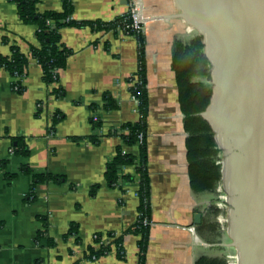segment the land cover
Segmentation results:
<instances>
[{"label":"crops","instance_id":"crops-1","mask_svg":"<svg viewBox=\"0 0 264 264\" xmlns=\"http://www.w3.org/2000/svg\"><path fill=\"white\" fill-rule=\"evenodd\" d=\"M142 1L152 207L146 264H196L202 257H214L207 255V244L216 243L206 228L216 223L205 215L207 193L197 194L191 187L189 134L172 62L175 40L185 41V25L175 20V1ZM72 2V18L79 23H110L126 15L130 4ZM37 9L61 13L63 0H39ZM36 32L35 26L19 20L15 4L0 0V55L9 56L11 46H17L30 61L23 94L15 92L16 80L0 69V264H139L140 238L127 234L139 218L136 170L125 169L135 182L122 188L109 187L105 179L107 165L121 145L120 137L110 133L140 120L130 93L139 67V42L118 31L65 28L62 44L72 55L59 72V83L47 86L41 67L30 56L31 47L38 46ZM59 87L65 92L61 99L53 95ZM106 94L117 102V110L103 109ZM93 106L100 109L94 113ZM56 116L60 121L54 125ZM93 117L100 119L98 132ZM15 139L24 141L28 158L15 156ZM128 152L138 156L139 148ZM23 166L33 174H23ZM9 174L16 177L9 181ZM45 174L61 182L36 183L34 175ZM197 214L202 215L201 225L194 222ZM72 226L77 227L78 242L69 236ZM110 235L122 238L123 256L113 247L106 256L90 259L94 238L108 243Z\"/></svg>","mask_w":264,"mask_h":264},{"label":"trees","instance_id":"trees-1","mask_svg":"<svg viewBox=\"0 0 264 264\" xmlns=\"http://www.w3.org/2000/svg\"><path fill=\"white\" fill-rule=\"evenodd\" d=\"M17 7L19 20L26 25L35 26L37 29L36 39L38 46L31 47L30 56L37 61L42 70V80L47 86L59 83V72L67 68V63L72 52L62 44L61 31L65 28L89 27L97 32L117 31L116 29L124 21L120 17L113 22H76L72 16L74 5L72 0H63V12L40 13L37 9L39 0H9ZM139 39V71L138 78L141 83L130 89L131 95L139 101L140 120L138 123H128L113 131L110 135L120 137L121 145L117 149L116 156L108 163L105 179L111 188H122L135 182V178L125 174V169L134 167L138 177L139 197V218L137 223L127 231L140 238L139 264H146L147 251L149 246L150 229L152 224L151 207V183L148 172V118H149V94L147 89V64L145 55V39L141 35ZM6 38L4 39V41ZM9 56L0 55V69L9 73L16 81L14 88L18 94L24 93V87L17 80V77L26 75L29 66V58L21 52L17 46H11ZM173 71L176 75L179 90L181 109L184 115V123L188 140V159L191 187L197 194H213L220 188L222 181V151L216 143L215 133L210 123L201 115L206 113L212 104L214 88L212 85L211 63L205 54L204 38L195 36L189 41L175 40L172 48ZM134 77V76H133ZM133 77L131 81H133ZM57 99L64 97V90L59 87L53 91ZM104 110L111 112L117 110V102L108 94L104 96ZM99 106H93L95 113ZM94 129L98 132L101 129L100 119L93 120ZM60 121L56 116L54 125ZM143 136L142 140L139 136ZM139 148V155L123 154L126 149ZM15 156L28 158L29 151L22 139H15L13 142ZM23 174L32 175L27 166L21 168ZM15 175H7V180H12ZM36 183H60L61 180L53 175H34ZM98 186L96 187V189ZM215 215H222L221 211H215ZM147 221V224H145ZM207 232L213 236L217 231L216 226H207ZM69 236L76 238L77 227L72 226ZM108 243L100 236L94 238L88 257L99 259L106 256L113 247H116L123 256L122 238L110 235ZM196 264H229L225 258L202 257Z\"/></svg>","mask_w":264,"mask_h":264},{"label":"water","instance_id":"water-1","mask_svg":"<svg viewBox=\"0 0 264 264\" xmlns=\"http://www.w3.org/2000/svg\"><path fill=\"white\" fill-rule=\"evenodd\" d=\"M174 1L200 31L211 63L214 97L201 116L228 150L230 233L241 264H264V0Z\"/></svg>","mask_w":264,"mask_h":264},{"label":"rangeland","instance_id":"rangeland-1","mask_svg":"<svg viewBox=\"0 0 264 264\" xmlns=\"http://www.w3.org/2000/svg\"><path fill=\"white\" fill-rule=\"evenodd\" d=\"M182 14L183 13L176 8V12H174L173 15L178 16L176 17L175 20L184 23L185 28H184L183 37L185 41H189L195 36L199 35L200 31L195 26L186 22L185 19H183ZM227 152L228 151H226L225 149L224 151H222V162H224V160L226 162V159L228 158L226 156ZM231 194H232L231 181H229L227 186L225 184V181L223 180V183L221 184L220 188H218L215 193L206 195L205 215L207 221L212 222L213 224L216 223V227H217V231L213 236L209 234L211 241L216 243L215 245L216 247H212L207 244V248L212 250L209 251L211 253L207 252V255L210 256L212 254V256L216 258L217 257L225 258L229 264H241L239 249L236 246V242L234 241L230 233L231 220H230L229 212L231 211L232 208L229 204V200L231 202ZM216 210L221 211L222 215H215L214 213Z\"/></svg>","mask_w":264,"mask_h":264},{"label":"built area","instance_id":"built-area-1","mask_svg":"<svg viewBox=\"0 0 264 264\" xmlns=\"http://www.w3.org/2000/svg\"><path fill=\"white\" fill-rule=\"evenodd\" d=\"M143 10H144V5L142 3V0H130L128 13L126 15L122 16V17H124V21L121 23L122 26H120L116 29L118 31V33L119 34H125L126 36H131L139 42L138 38L141 37V35H144V32H145V18L143 16ZM138 71H139V69H138ZM138 71L133 77L134 80L131 81L130 89L137 87L138 85L141 84L139 82V78H138ZM24 78H25V76L17 77L16 79L19 80L20 83L22 84L24 81ZM14 90L16 92L17 88H14ZM131 96H132V99L137 104V108H138V112H139V106H140L139 101L135 96H133V95H131ZM139 115H140V113H139ZM93 120L98 121L99 118L94 117ZM142 138H143V136L140 135L139 139L142 140ZM127 153H128V151L125 149L123 151V154L125 155ZM221 164L223 165V162ZM221 175H222V171H221ZM145 224H147V221H145ZM151 226H152V224H151Z\"/></svg>","mask_w":264,"mask_h":264},{"label":"bare ground","instance_id":"bare-ground-1","mask_svg":"<svg viewBox=\"0 0 264 264\" xmlns=\"http://www.w3.org/2000/svg\"><path fill=\"white\" fill-rule=\"evenodd\" d=\"M210 120L212 121L213 125L216 127L215 125V120H216V114L211 113L209 115ZM219 140V144L220 147L223 149L227 150V146L224 144V142L218 137ZM226 159V158H225ZM225 162V160H224ZM223 162V164H224ZM230 173H231V164H230V159L228 160V163L225 162L224 166H223V180L225 181V184L228 186L229 181H231V177H230ZM232 195V194H231ZM232 200V199H231ZM232 202V201H231ZM230 200H229V204H231Z\"/></svg>","mask_w":264,"mask_h":264},{"label":"flooded vegetation","instance_id":"flooded-vegetation-1","mask_svg":"<svg viewBox=\"0 0 264 264\" xmlns=\"http://www.w3.org/2000/svg\"><path fill=\"white\" fill-rule=\"evenodd\" d=\"M228 160H229V158L226 159V163H228ZM230 177H231V173H230Z\"/></svg>","mask_w":264,"mask_h":264}]
</instances>
